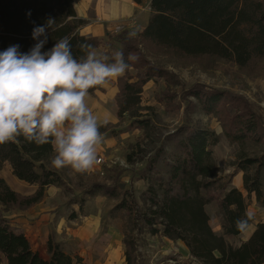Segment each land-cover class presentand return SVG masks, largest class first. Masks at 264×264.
Segmentation results:
<instances>
[{
	"label": "trees",
	"instance_id": "16d2710c",
	"mask_svg": "<svg viewBox=\"0 0 264 264\" xmlns=\"http://www.w3.org/2000/svg\"><path fill=\"white\" fill-rule=\"evenodd\" d=\"M131 1L143 5L146 0ZM149 8L151 17L139 33L104 31L110 42L119 45L129 64L116 82V115L119 120L128 116L129 129L146 130L150 126V119L141 114V95L149 81L163 80L167 88L176 84L173 74L148 60L147 52L161 50L179 57H207L239 69L254 68L264 60V0H150ZM50 18L55 23L48 30L42 52L62 37L70 39L77 58L84 55L81 45H91L96 50L100 47L98 37L81 34L87 22L77 17L73 0H0V52L14 45L19 46L20 52H28L36 43L31 35L33 28ZM130 69L136 70L135 75L130 74ZM96 91H102V87L90 89L89 95ZM164 94L170 97L168 91ZM181 99L188 101L186 108L198 106L202 113L215 115L231 144L261 145L259 155L241 156L231 173H243L246 197L226 185H218L207 197L202 195L220 180L211 152L218 139L213 132L185 124L165 136L172 145L171 153L167 155L161 144L139 171V178L151 183L141 196L143 207L138 208L130 194L116 209L127 213L138 233L146 230L181 241L191 264H264V222L258 223L250 238L239 246L226 240L241 235L254 221L247 210V198L254 194L257 204L264 208V114L256 111L243 95L205 84H193L182 91ZM115 128L102 124L100 132L114 133ZM53 156L50 145L37 146L23 139L0 145V171L8 163L17 180L36 186L32 195H21L0 177V264H74L52 235L46 241L47 258L41 257L3 214L26 211L42 201L48 188L66 186L62 177L49 168ZM159 162L165 167L163 173L157 167ZM121 172L115 174L112 185L94 184L87 193L99 189L104 196L118 199L122 196ZM212 201L217 204L222 235L209 225L205 206ZM238 221L242 223L238 225ZM123 244L126 264H135L134 241L124 234ZM76 263H81V259H76Z\"/></svg>",
	"mask_w": 264,
	"mask_h": 264
},
{
	"label": "rangeland",
	"instance_id": "374dc122",
	"mask_svg": "<svg viewBox=\"0 0 264 264\" xmlns=\"http://www.w3.org/2000/svg\"><path fill=\"white\" fill-rule=\"evenodd\" d=\"M87 1L73 0L77 17L87 22L81 29L83 35L94 25L107 26L110 31L116 30V33L121 29L134 35L140 32L136 16L132 15L119 21L107 20L101 11V3L104 0ZM97 51L109 56L117 50L111 48V52H105L104 49ZM147 57L152 64L173 74L176 80V84L169 88L160 79H153L143 87L141 114L150 119V126L146 130L129 129L128 116L122 120L117 118V79L112 81L113 85L112 82L110 85L115 86L117 90L115 96L109 94L108 88L102 89L101 94L93 95L87 100L101 125L107 121L116 127V132L103 135V142L97 149V159L101 158L102 162L96 163L90 172L71 175L67 169H53L50 161L49 168L62 177L66 186L48 188L42 201L26 211L10 210L3 213L13 229L23 233L32 250L41 257L47 258L46 241L48 236L52 235L53 239L61 244L63 251L72 257L74 264H78L76 259H81L79 264H126L123 244L125 234V237L134 241L135 264H191L193 262L190 256H185L175 249L174 241L170 242L146 230L136 232L131 218L124 210L116 209V206L123 198L128 200V195L132 194L138 208L143 207L141 196L151 183L139 178V171L145 167L148 158L161 144L165 145L167 155L171 153L172 145L165 140V136L181 125H195L197 128L213 132L218 139L211 147V152L213 162L220 171V180L208 193L201 192L205 197L215 192L218 185H226L227 189H230L233 177L231 173L241 156L260 154L261 145L240 146L228 142L217 117L202 113L198 106L186 108L188 101L181 99V94L193 84H205L243 95L256 111L264 114V60L254 68L239 69L225 61H211L207 57H179L161 50L147 52ZM135 73L136 70L130 69L131 75ZM166 91L170 93V97L164 94ZM189 100L195 104V100ZM157 167L161 173L164 172L165 167L161 162ZM120 171L121 197L108 198L99 189H95L91 194L87 193L94 184L112 185L115 174ZM6 178L7 180H4L10 188L21 195H32L36 191V186L17 180L11 171ZM262 191L264 192V181ZM242 194L246 197L245 191ZM252 196L255 197L254 194ZM246 203L248 212L253 215V222L264 216V208L251 196L246 199ZM205 211L209 216L211 229L216 231L217 235H222L216 202H209ZM252 234L253 232L247 230L226 240L236 247L247 241Z\"/></svg>",
	"mask_w": 264,
	"mask_h": 264
},
{
	"label": "clouds",
	"instance_id": "9594fccd",
	"mask_svg": "<svg viewBox=\"0 0 264 264\" xmlns=\"http://www.w3.org/2000/svg\"><path fill=\"white\" fill-rule=\"evenodd\" d=\"M54 23L50 18L33 28L36 43L28 52L18 45L0 52V145L21 139L50 145V166L80 175L93 169L104 139L87 103L89 90L110 85L129 64L123 51L108 56L91 45H81L84 55L77 58L68 37L42 52Z\"/></svg>",
	"mask_w": 264,
	"mask_h": 264
},
{
	"label": "crops",
	"instance_id": "0c3cea01",
	"mask_svg": "<svg viewBox=\"0 0 264 264\" xmlns=\"http://www.w3.org/2000/svg\"><path fill=\"white\" fill-rule=\"evenodd\" d=\"M149 3H150V0H148V2L145 1L143 5H137V4L133 3L131 0H104L101 3V6H102L101 11L107 20H112V21L113 20L114 21L123 20L126 17L134 15V16H136L135 19L137 21L139 31H141L148 24L149 19L151 17V11L149 8ZM142 8H144V9H142ZM139 10H141V11H139ZM90 27H91V29L88 33H86V35L96 36L101 40V45L98 49H102V50L104 49L105 52H107L109 50L111 52V48H114L116 50L119 49V45H117L114 42H110L108 40V38L106 36H104V31L105 30L110 31L111 29H109L107 26H104V25H100V26L94 25V26H90ZM121 30H123V29H121ZM110 32L116 33V30H112ZM81 34L83 35L82 32H81ZM112 85H113V82H112ZM112 85L102 87V89L107 90L109 88L110 89L109 94L113 97V96H115L117 90H116V87L115 86L112 87ZM98 94H101V92L96 91L94 93V96H97ZM90 97H92V96L89 95L87 100ZM4 171H7V172H4ZM10 171H11V167L9 166V164L4 163L2 170L0 171V177L7 180L6 175ZM242 176H243L242 172H237L231 179L230 188H235L241 192H244V190L242 188L243 187ZM51 188H53V186L50 187L49 189H51ZM251 198H253V200L255 199V197L252 195H251ZM261 222H264V216L258 218L257 222H252V224L245 231L248 230L250 233L254 232L256 225L258 223H261ZM215 233H216V231H215ZM174 242H175V245H174L175 249L179 250L185 256H189L187 248L184 246V244L181 241H174ZM179 251H177V252H179ZM175 252H176V250H175Z\"/></svg>",
	"mask_w": 264,
	"mask_h": 264
},
{
	"label": "built area",
	"instance_id": "2783aa9c",
	"mask_svg": "<svg viewBox=\"0 0 264 264\" xmlns=\"http://www.w3.org/2000/svg\"><path fill=\"white\" fill-rule=\"evenodd\" d=\"M102 162V159L101 158H98L97 159V164H100Z\"/></svg>",
	"mask_w": 264,
	"mask_h": 264
},
{
	"label": "bare ground",
	"instance_id": "6f19581e",
	"mask_svg": "<svg viewBox=\"0 0 264 264\" xmlns=\"http://www.w3.org/2000/svg\"><path fill=\"white\" fill-rule=\"evenodd\" d=\"M82 1H84V0H82ZM82 5H84V4H82ZM85 6V5H84ZM84 11V10H83ZM109 12V11H108ZM107 14V13H106ZM249 232V231H248Z\"/></svg>",
	"mask_w": 264,
	"mask_h": 264
}]
</instances>
